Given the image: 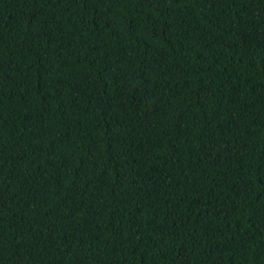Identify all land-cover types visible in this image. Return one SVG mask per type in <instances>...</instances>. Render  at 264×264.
<instances>
[{
	"label": "trees",
	"instance_id": "16d2710c",
	"mask_svg": "<svg viewBox=\"0 0 264 264\" xmlns=\"http://www.w3.org/2000/svg\"><path fill=\"white\" fill-rule=\"evenodd\" d=\"M0 264H264V0H0Z\"/></svg>",
	"mask_w": 264,
	"mask_h": 264
}]
</instances>
